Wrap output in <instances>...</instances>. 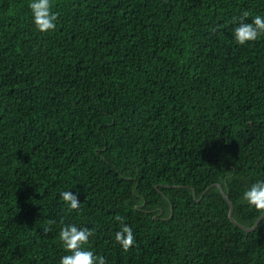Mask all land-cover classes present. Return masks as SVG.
<instances>
[{"label":"trees","instance_id":"1","mask_svg":"<svg viewBox=\"0 0 264 264\" xmlns=\"http://www.w3.org/2000/svg\"><path fill=\"white\" fill-rule=\"evenodd\" d=\"M31 2L0 0V264H59L66 225L106 264H264V216L215 185L263 214L264 35L234 29L264 0H52L49 32Z\"/></svg>","mask_w":264,"mask_h":264},{"label":"clouds","instance_id":"2","mask_svg":"<svg viewBox=\"0 0 264 264\" xmlns=\"http://www.w3.org/2000/svg\"><path fill=\"white\" fill-rule=\"evenodd\" d=\"M29 7L33 13L34 24L40 32L53 31L56 28L58 13L53 11L52 0H32ZM249 13L245 11L240 18L239 26L234 29L236 42L243 45L249 41H256L264 35V17L255 16L251 23L244 22ZM235 22V20H234ZM61 199L69 206V210H77L80 201L76 194L70 191H62ZM243 199L256 210L264 213V181H257L250 189L243 193ZM115 220L120 222L121 228L115 233V241L127 251L133 246L135 237L131 226L124 223V218L117 215ZM45 232L49 228L43 229ZM94 233L88 228H78L75 225H66L59 232L60 241L65 250L70 253L61 257L59 264H106L103 256H96L84 246L89 243V237Z\"/></svg>","mask_w":264,"mask_h":264},{"label":"water","instance_id":"3","mask_svg":"<svg viewBox=\"0 0 264 264\" xmlns=\"http://www.w3.org/2000/svg\"><path fill=\"white\" fill-rule=\"evenodd\" d=\"M215 185H217L218 187L221 188L222 193H223L225 199L228 201V203H229V205H230L229 212H228V216H229L230 220H231L235 225H237V226L243 228V229L246 230V231L254 230V229L258 226V224H259L260 220L262 219V217L264 216V213H263V214L257 219V221L255 222V224H254L252 227H248V226H245V225L241 224V223H240L239 221H237V220L234 218V216H233L234 204H233L232 200H231L230 197L225 193V191L223 190L222 185H221L220 183H215Z\"/></svg>","mask_w":264,"mask_h":264}]
</instances>
